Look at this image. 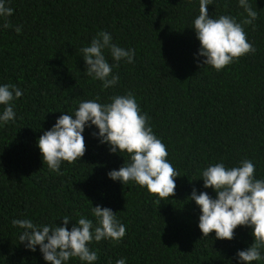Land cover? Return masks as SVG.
Here are the masks:
<instances>
[{
    "label": "trees",
    "instance_id": "obj_1",
    "mask_svg": "<svg viewBox=\"0 0 264 264\" xmlns=\"http://www.w3.org/2000/svg\"><path fill=\"white\" fill-rule=\"evenodd\" d=\"M13 14L0 17V86L15 85L22 96L12 101L15 118L0 121V264H50L36 246L19 241L23 232L11 223L30 219L36 225L68 228L80 216L91 219L92 207L112 209L126 234L119 241L94 239L88 244L98 259L92 264H246L238 250L254 242L251 226H237L231 240L215 232L203 236L201 209L189 199L205 188L202 171L223 162L226 168L248 159L254 177L264 180V0H249L258 18L243 25L256 51L217 71L203 65L201 44L193 26L199 0H4ZM212 18L221 15L241 22L247 14L239 0H211ZM8 22L11 27L4 28ZM21 31L17 33L16 27ZM110 33L112 43L134 49L132 63L117 62L103 50L119 76L116 85L85 73L81 49L98 32ZM111 78V77H109ZM131 92L147 113L154 134L165 145L167 160L180 174L175 194L165 200L134 181L127 185L107 173L119 169L126 152H110L95 125L82 133L86 151L62 174L43 162L38 138L79 103H110ZM0 105V114L4 110ZM90 123V122H89ZM261 259L251 264H264ZM66 264H87L70 258Z\"/></svg>",
    "mask_w": 264,
    "mask_h": 264
},
{
    "label": "clouds",
    "instance_id": "obj_2",
    "mask_svg": "<svg viewBox=\"0 0 264 264\" xmlns=\"http://www.w3.org/2000/svg\"><path fill=\"white\" fill-rule=\"evenodd\" d=\"M209 4L211 0H199V15L192 27L201 44L199 55L205 57L203 65H210L219 71L239 57L249 52L255 53V47L247 41L243 25L255 28L253 21L258 18V13L249 0H239V6L247 14L241 22L228 15L212 18L208 14ZM12 14L13 9L5 7L4 0H0V17ZM3 27L11 25L6 21ZM15 31L19 33L21 28L17 26ZM111 41L110 33L100 31L89 46L81 49L87 66L85 73L102 81L105 89L116 85L119 76L112 73V66L103 50L110 51L117 62L116 66L122 59L132 63L135 56L134 49L122 48ZM20 96L22 91L15 85L0 86V105L5 106L0 121L6 123L15 118L12 101ZM110 101L106 104L94 100L82 101L74 115H60L52 128L38 138L44 164L51 171L62 174V162L71 164L84 156L86 146L82 133L86 125H95L99 131L94 135L100 137L101 143L110 145V152L128 154V160H124L118 170L107 173L111 179L125 185L134 181L146 187L151 194L160 198L157 201L159 204L161 200L174 196L175 178L180 174L167 160L166 145L154 134L147 113L141 114L140 106L131 92L112 96ZM254 172L255 165L248 159L231 168H226L223 162L209 165L202 171L201 178L205 188L215 190L216 198L203 191L197 195L195 189L189 197L201 209L198 226L203 236H209L214 231L216 238L231 240L237 226L252 227L254 242L237 252L239 260L246 264L260 260V249L264 247V180L256 179ZM115 213L108 207L97 205L92 207L95 224L91 219L80 216L70 230L68 216L62 217L59 226L36 225L30 219H14L11 223L23 229L19 241H26L25 247L32 251L39 245L44 260L50 264H66L70 258L92 264L98 259L97 253L88 247L93 239L96 242L102 239L119 242L126 234L125 225L119 222ZM116 264L126 262L119 259Z\"/></svg>",
    "mask_w": 264,
    "mask_h": 264
}]
</instances>
